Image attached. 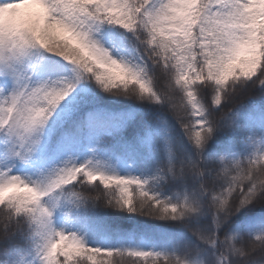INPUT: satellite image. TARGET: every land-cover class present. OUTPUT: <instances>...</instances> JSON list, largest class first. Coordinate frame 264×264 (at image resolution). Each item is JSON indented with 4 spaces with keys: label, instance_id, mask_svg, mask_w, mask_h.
I'll return each mask as SVG.
<instances>
[{
    "label": "snow or ice",
    "instance_id": "snow-or-ice-1",
    "mask_svg": "<svg viewBox=\"0 0 264 264\" xmlns=\"http://www.w3.org/2000/svg\"><path fill=\"white\" fill-rule=\"evenodd\" d=\"M0 264H264V0H0Z\"/></svg>",
    "mask_w": 264,
    "mask_h": 264
},
{
    "label": "trees",
    "instance_id": "trees-1",
    "mask_svg": "<svg viewBox=\"0 0 264 264\" xmlns=\"http://www.w3.org/2000/svg\"><path fill=\"white\" fill-rule=\"evenodd\" d=\"M100 210H101V211H105L101 206H100Z\"/></svg>",
    "mask_w": 264,
    "mask_h": 264
}]
</instances>
